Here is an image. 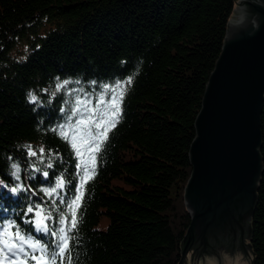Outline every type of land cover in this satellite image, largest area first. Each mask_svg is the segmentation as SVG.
Segmentation results:
<instances>
[{"label":"trees","instance_id":"obj_1","mask_svg":"<svg viewBox=\"0 0 264 264\" xmlns=\"http://www.w3.org/2000/svg\"><path fill=\"white\" fill-rule=\"evenodd\" d=\"M237 1L0 0V221L33 232L23 223L33 215L26 208L50 204L41 189L62 173L71 181L64 199L73 195L77 159L52 129L77 98L96 103L104 85L132 76L83 189L70 233L72 264H177L191 220L183 193L194 121ZM261 130L262 173L247 239L252 264H264V101ZM17 184L24 188L14 194ZM102 215L107 226L97 228Z\"/></svg>","mask_w":264,"mask_h":264},{"label":"water","instance_id":"obj_2","mask_svg":"<svg viewBox=\"0 0 264 264\" xmlns=\"http://www.w3.org/2000/svg\"><path fill=\"white\" fill-rule=\"evenodd\" d=\"M209 74L189 146L191 220L177 264H252L251 218L262 173L264 0H238Z\"/></svg>","mask_w":264,"mask_h":264},{"label":"snow or ice","instance_id":"obj_3","mask_svg":"<svg viewBox=\"0 0 264 264\" xmlns=\"http://www.w3.org/2000/svg\"><path fill=\"white\" fill-rule=\"evenodd\" d=\"M132 81L133 77L129 76L124 81L115 82L114 86L104 85L101 94L94 96L96 101L94 107L91 106V99H88L87 105L81 110L83 101L77 98L75 107L70 109L65 122L52 129L69 144L77 159L75 167L78 183L74 187L73 195L65 200L63 190L71 181L66 180L62 173L55 178L53 186L41 189L50 200V204H29L26 208L24 215H33L23 223L31 225L33 232L48 237L49 242L36 239L33 232H23L13 219L0 221V264H72L70 253L73 237L70 233L78 228L77 213L82 206L83 189L87 179L95 176V155L108 139V132L119 122L126 86H130ZM68 83L69 81L65 80L63 84H57V89ZM28 98L31 103H36L38 100L33 93H29ZM26 147L29 156L37 155L30 145ZM84 151L89 154L91 167L83 160ZM39 152L43 153L44 149L40 148ZM11 167L14 170L12 175L19 181L20 166L13 163ZM48 167L51 168L52 164H48ZM86 173L91 174L87 179ZM48 175V171L43 172L45 178ZM23 188V184H17L10 191L15 194ZM55 197L59 198V203ZM61 205L64 206L63 210ZM54 213L57 215L54 216Z\"/></svg>","mask_w":264,"mask_h":264},{"label":"rangeland","instance_id":"obj_4","mask_svg":"<svg viewBox=\"0 0 264 264\" xmlns=\"http://www.w3.org/2000/svg\"><path fill=\"white\" fill-rule=\"evenodd\" d=\"M88 99H89V98H87V99H86V98L83 99L84 101H83V103L81 104V110H83L84 107L87 105V100H88ZM94 104H95V103H92L91 106L94 107V106H95ZM81 147H82V149H83V145H81ZM83 160H84L85 163H89V166L91 167V162L89 161V154H88L87 151H84V152H83ZM90 175H91L90 173H86V179H87V177L90 176ZM183 194H184V193H183ZM183 198H184V196H183ZM107 221H108V216H107V215H102L100 221L96 224L97 228H105V227L107 226V223H108Z\"/></svg>","mask_w":264,"mask_h":264}]
</instances>
